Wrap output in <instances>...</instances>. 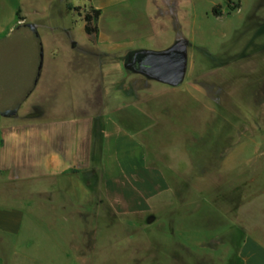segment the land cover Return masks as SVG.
Segmentation results:
<instances>
[{
    "label": "rangeland",
    "instance_id": "374dc122",
    "mask_svg": "<svg viewBox=\"0 0 264 264\" xmlns=\"http://www.w3.org/2000/svg\"><path fill=\"white\" fill-rule=\"evenodd\" d=\"M31 2L38 10L40 0ZM218 5L220 16L213 13ZM61 7L54 22L37 24L47 47L69 55L72 45L98 47L84 28L91 6H80L75 25ZM105 9L103 30L122 18L134 46L187 42L180 86L159 85L127 67L132 93L169 97L167 119L164 103L143 105L160 118L151 147L168 169L167 187L153 209L139 214L107 204L95 206V214H73L67 203L60 215L33 213L34 229L6 248L8 264H243L245 240L264 241V0H129L124 16ZM72 57H65L64 74L54 76L56 94L49 98V105L71 111L87 97L98 100L105 84L98 57Z\"/></svg>",
    "mask_w": 264,
    "mask_h": 264
},
{
    "label": "crops",
    "instance_id": "0c3cea01",
    "mask_svg": "<svg viewBox=\"0 0 264 264\" xmlns=\"http://www.w3.org/2000/svg\"><path fill=\"white\" fill-rule=\"evenodd\" d=\"M31 1L0 0V264L9 262L6 248L34 229L33 213L60 215L65 203L73 214H95V206L101 209L106 204L120 214L144 213L154 208L168 183V169L161 164L157 147H151L160 118L149 115L143 105L164 103L168 115L169 97L132 93L125 60L129 51L135 50L132 56L141 50L170 47L134 46L122 28V18L114 19L118 25L103 30L105 8H113L114 16H124L129 13V0H89V4L40 0L38 10ZM58 4L74 25L80 17L77 7L101 10L99 32L88 34L98 47L72 45V55L58 45L47 47L37 24L54 22ZM123 51L124 57L117 58ZM81 55L99 58L105 78L102 96L87 97L73 111L60 102L49 105V98L56 94L54 76L68 68L65 57L73 56V60ZM76 78L80 86L79 75ZM82 84L94 87L90 82ZM10 109L17 113L4 114ZM29 195L34 199H27ZM241 257L243 264H264V241L249 236Z\"/></svg>",
    "mask_w": 264,
    "mask_h": 264
},
{
    "label": "water",
    "instance_id": "95a60500",
    "mask_svg": "<svg viewBox=\"0 0 264 264\" xmlns=\"http://www.w3.org/2000/svg\"><path fill=\"white\" fill-rule=\"evenodd\" d=\"M33 31H37L34 24H25ZM128 67L153 77L159 81L180 86L187 73L188 48L185 40L178 41L172 47L162 50H141L132 55ZM17 113V109L4 112L6 115Z\"/></svg>",
    "mask_w": 264,
    "mask_h": 264
},
{
    "label": "trees",
    "instance_id": "16d2710c",
    "mask_svg": "<svg viewBox=\"0 0 264 264\" xmlns=\"http://www.w3.org/2000/svg\"><path fill=\"white\" fill-rule=\"evenodd\" d=\"M219 5L215 6L213 8V13L216 16H220L222 14L221 11H219ZM76 10H80V7H77ZM101 14V10L100 9H96L94 7H90L88 9V11L85 13L84 15V20H85V31L87 32V34L89 35H95L99 32V28L97 25V19Z\"/></svg>",
    "mask_w": 264,
    "mask_h": 264
}]
</instances>
